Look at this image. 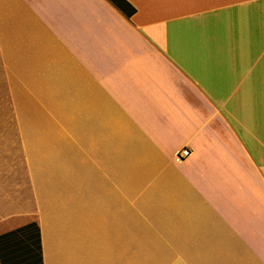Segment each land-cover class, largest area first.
<instances>
[{"label": "crops", "instance_id": "obj_1", "mask_svg": "<svg viewBox=\"0 0 264 264\" xmlns=\"http://www.w3.org/2000/svg\"><path fill=\"white\" fill-rule=\"evenodd\" d=\"M126 1L0 0V234L36 221L43 264H264V0Z\"/></svg>", "mask_w": 264, "mask_h": 264}, {"label": "trees", "instance_id": "obj_2", "mask_svg": "<svg viewBox=\"0 0 264 264\" xmlns=\"http://www.w3.org/2000/svg\"><path fill=\"white\" fill-rule=\"evenodd\" d=\"M109 1L127 18L134 13V8L126 0ZM0 264H43L36 221L0 234Z\"/></svg>", "mask_w": 264, "mask_h": 264}, {"label": "built area", "instance_id": "obj_3", "mask_svg": "<svg viewBox=\"0 0 264 264\" xmlns=\"http://www.w3.org/2000/svg\"><path fill=\"white\" fill-rule=\"evenodd\" d=\"M189 155V150L186 148L180 149L175 155H174V162L179 163L183 161L186 157Z\"/></svg>", "mask_w": 264, "mask_h": 264}]
</instances>
